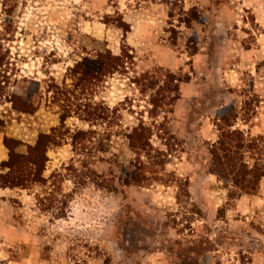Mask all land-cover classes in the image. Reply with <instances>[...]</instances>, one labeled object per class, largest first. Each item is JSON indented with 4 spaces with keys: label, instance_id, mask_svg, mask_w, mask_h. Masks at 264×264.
I'll return each mask as SVG.
<instances>
[{
    "label": "rangeland",
    "instance_id": "1",
    "mask_svg": "<svg viewBox=\"0 0 264 264\" xmlns=\"http://www.w3.org/2000/svg\"><path fill=\"white\" fill-rule=\"evenodd\" d=\"M0 57V163L5 136L26 153L61 126L46 183L0 188V264H264V176L246 187L264 168V0H0ZM232 130L239 186L211 167Z\"/></svg>",
    "mask_w": 264,
    "mask_h": 264
},
{
    "label": "trees",
    "instance_id": "2",
    "mask_svg": "<svg viewBox=\"0 0 264 264\" xmlns=\"http://www.w3.org/2000/svg\"><path fill=\"white\" fill-rule=\"evenodd\" d=\"M13 11L12 8L6 10L8 16ZM120 27L122 24H118ZM4 34L12 32L11 24L5 26ZM125 32L128 28L124 29ZM128 47L122 45V57L119 56H106V61L104 66H106L107 71L117 70V67L124 63V58H131L132 56L128 54ZM4 63V58L0 57V65ZM5 64V63H4ZM34 85H39L37 81H31ZM3 94V87H0V98ZM16 97L12 100L13 107L19 111L23 112H33L34 99L22 97L20 103ZM111 114L115 113V109L110 111ZM96 118H103L104 116L95 115ZM65 116L61 117V122L65 120ZM4 125V120L0 119V126ZM230 126V125H228ZM61 126L54 127L51 129L52 133H39L35 143L33 145H27L26 153H18L15 148L22 145L23 142L16 139H10L5 136L4 143L9 148V157L7 160H3L0 163V188H27L28 185L33 183H46V179L43 177V171L48 161L47 151L50 145H57V137L61 133ZM225 134V133H224ZM82 135L85 133L82 130H78L73 138L75 140L74 145L77 150L83 152L85 146L83 143L84 139ZM242 136L238 130H232L231 132L225 134V138H220L217 145L211 150L212 160L211 167L217 174L222 175L223 179L227 178L233 181L234 185L239 186L245 181L243 179L239 180L240 175L244 174V164L241 162L242 158L238 156L241 155L239 151L243 147ZM77 144H80L77 146ZM241 160L236 162V160ZM94 172H91V174ZM251 179L248 180L247 186L251 190H255L258 185V181L262 176H264V168L261 170H251ZM57 174H52L50 178L56 177ZM62 212H57V215H62Z\"/></svg>",
    "mask_w": 264,
    "mask_h": 264
}]
</instances>
